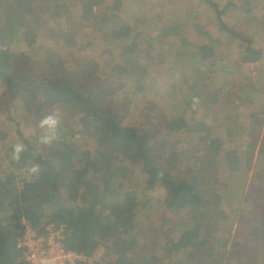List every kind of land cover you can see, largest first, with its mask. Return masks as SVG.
Wrapping results in <instances>:
<instances>
[{"label":"rangeland","instance_id":"374dc122","mask_svg":"<svg viewBox=\"0 0 264 264\" xmlns=\"http://www.w3.org/2000/svg\"><path fill=\"white\" fill-rule=\"evenodd\" d=\"M213 1L224 5L222 0ZM232 1L233 6L224 18L235 29L252 38L254 46L263 49L261 58L264 62V0H250L252 8L249 11L245 9L247 5L242 7L241 0ZM66 2L69 4L71 25L67 26L66 20L61 18L60 23L54 22L50 28H40L45 34L52 35L51 39L44 35H21L0 45V50L10 49L14 57L17 56V61L10 67L17 69L19 66L20 70H25L26 66L18 63L25 57V61L41 64L45 61L41 48L48 50L49 54L52 51L61 52L68 66L73 64L70 58L65 61L67 57L95 60L98 75L104 81L94 83L96 94L101 93L100 105L116 107L124 125L152 129L159 145L164 143L162 156L172 160L174 170L182 173L183 177L195 178L198 190L208 200L207 207L167 209L163 206L165 189L161 185L147 190L145 194V175L139 163L127 161L109 168L105 174L108 190H133L141 199L140 207L135 210L136 231L141 244L137 254L153 264H199L197 261L211 260L212 254L222 258V264H264V235H259L263 226L261 222L264 221V63H244L242 51L246 41L241 39L227 43L228 37L224 34L219 41L226 43L218 47L219 57L212 69L196 62L189 52L178 56L177 52L184 50L189 38L194 44L205 40L201 32L205 27L215 37L221 34L215 9L205 0ZM92 19L96 23L91 27ZM141 21L145 22V26L142 33L137 34V44H130L136 34L123 35L121 28L135 31ZM156 21L167 28L178 26L181 34H171L167 37L168 42L161 44L160 31H155L150 24ZM73 31L77 35V32L81 33L78 42L75 45L65 43ZM149 36L154 37L153 46L147 42ZM183 36L184 40L181 39ZM125 46L133 56V65H138L137 58L146 62L144 53L150 49L154 61L147 62L146 69L141 66L133 72V77L140 79L137 83L130 82L129 88H124L128 93L117 90L114 95L106 97L103 87L112 90L118 84L106 75L107 72L110 69L119 72L124 68V74L127 70L120 54V49ZM198 68L206 69L199 71ZM259 68L261 75L257 73ZM125 79L123 81L128 84V77ZM4 91L6 88L0 80V93ZM193 97L200 99L196 108L192 106ZM15 102L11 104L9 114L0 105V132H6L5 137L9 138L16 127L15 120L19 118L24 132L32 129L42 133L32 122L26 125L28 117H25L21 106L23 101ZM48 109V112L56 110L60 113L65 135L72 136L77 145L98 157L104 152V148L97 143L95 126L90 123L86 130L76 109L68 104H56ZM253 111L262 112L259 115L261 121L259 116L255 118L251 115ZM178 115L188 116L191 121L198 120L194 125L195 132H170L165 127L164 117ZM65 135L61 136L60 131V137ZM36 137L39 136H31L32 141L37 140ZM214 140L219 142L221 151L214 168L206 172L207 169L200 168L201 160ZM17 142L16 138L7 141V147H4L0 139L1 170L23 173L17 163H12L9 157L4 158L7 154L11 156L12 149L9 152L8 148ZM164 162L165 159L160 160L159 164ZM98 166L96 171L100 170ZM94 175L100 176L95 171ZM98 189L91 187L90 194L98 196ZM104 199L110 203L114 201V196L106 193ZM99 208L104 211L101 206ZM150 228L154 229L152 234ZM195 230L200 232V240L205 242L204 251L192 250L187 245L171 252L174 241L182 233ZM216 239L220 242L214 244ZM209 245H213L212 251L207 249ZM104 254V247L99 246L94 255L99 259Z\"/></svg>","mask_w":264,"mask_h":264},{"label":"trees","instance_id":"16d2710c","mask_svg":"<svg viewBox=\"0 0 264 264\" xmlns=\"http://www.w3.org/2000/svg\"><path fill=\"white\" fill-rule=\"evenodd\" d=\"M205 1L215 9L218 27L227 35L230 43L241 39L246 41L247 45L242 51L243 61L253 62L260 59L263 49L254 46L252 38L242 34L224 18V15L232 8L233 1L228 0L223 6L213 0ZM241 2L242 7L247 5L245 7L247 11L252 8L250 0H241ZM69 12V4L66 0H0V45L7 44V41L9 43L16 36L21 35H44L51 39L53 36L45 34L40 28L43 26L50 28L52 23H60L61 18L66 20L67 26H70L72 18ZM95 23L96 20L92 19L89 25L92 27ZM150 24L155 31H160L161 44H166L167 37L171 34L180 35L178 26L167 28L157 21ZM144 26L145 22L141 21L136 28L137 31L121 28V34L127 33L126 35L132 36L135 33L136 36L129 43L136 45L138 35L142 33ZM77 33L79 37L73 31L71 36L66 38L65 43L75 45L81 36V33ZM206 36L209 38L207 43L194 44L190 39L186 41L184 50L177 52L178 56L189 52L195 58H208L212 63L217 47L207 30ZM153 38V36L148 37L147 42L150 45ZM184 38L185 36L181 39L184 40ZM41 49L45 57V61L41 64L31 63L25 61L27 57L25 59L20 57L22 61L18 63L23 67L26 66V69L20 70L17 66L20 72L15 75L17 85L13 91H11V77L0 71L1 83L6 88V91L0 93V105H3L6 109L5 113L9 114L11 104H15V100L23 101L21 106L25 111V117H28L26 125L32 122L35 127L38 121L49 113L50 106L68 104L76 109L79 120L86 125L84 126L86 130L90 123L95 126L97 143L104 148V152L98 157L90 150L83 149L76 144L72 136L65 135L62 125L61 136L65 135V137H59V140L50 147L44 146L41 155L33 158V152L38 145L37 140L32 141L31 136H39L41 131L29 129L28 132H24L20 123L21 119L18 118L15 120L16 127L9 137L10 140L5 137L6 132H0L4 147H7V141H14L16 138L19 142H23L27 149L19 163L8 154L4 157H9L12 163H17L23 173L3 171L0 165V264H29L23 259L16 245L17 238L21 234L22 217L40 232L45 231V226L49 222L64 223L69 232L66 238L68 248L86 255L93 256L97 248L103 246L104 256L91 264H104L109 261L111 264H153L146 257L142 259L137 254L141 244L138 240L139 232L136 231L138 224L135 220V210L140 207V196L133 190L124 192L108 190L105 180L106 171L114 165L127 161L139 163L145 175V194L147 190L161 185L165 189L163 206L167 209L207 207L208 200L198 190L195 178L183 177L182 173L174 170L173 161L162 156L164 143L159 145L152 129L124 125L116 107L100 105L101 93L96 94L94 83L104 81L98 75L95 60L77 56L67 57L65 61L70 58L73 64L68 66L64 63L61 52L52 51L49 54L48 50ZM120 50L127 70L124 74H122L124 68L119 72L113 69L107 72L106 75L118 84H115L112 90L106 86L103 87V94L106 97L114 95L118 92L117 90L125 91L124 88L131 86L130 82L137 83L140 78H134L133 72L141 69V66L144 69L147 62L154 61L152 49L144 53L146 62L139 58L135 59L138 65H133V56L126 50V46ZM0 52L8 66L17 61V56L14 57L10 49H1ZM126 77L129 79L128 84L123 81ZM125 93L128 92L125 91ZM151 108L154 107L151 105ZM261 114L262 112L256 111L251 113L255 118ZM164 118L165 127L170 132L190 133L192 130L195 132L194 125L198 123V120L191 121L185 115ZM259 120L261 121V117ZM33 133L34 135L29 136ZM218 143L216 140L212 141L202 156L200 168L207 169L206 172L211 171L218 162L216 159L221 151ZM11 149L12 147H9L8 151L10 152ZM163 159L166 162L160 165L159 161ZM32 163L40 164L41 172L37 178L29 180L26 178L24 169ZM97 166L100 168L98 171L95 170ZM94 171L98 172V175L103 174L96 176ZM95 177H98V181H95ZM93 186L99 187L98 196L90 194V188ZM106 193L114 196L113 202L109 203L104 199ZM100 206L104 211L99 208ZM261 223L263 226L260 228L259 235H264V221ZM153 230L149 229L150 234ZM199 233L198 230L182 233L174 241L171 252L179 251L187 245H190L192 250L204 251L205 242L200 240ZM207 235L209 236V233ZM219 242V239H216L214 244ZM207 249L212 251L213 245H209ZM197 262L222 264V258L212 254L211 260L204 259Z\"/></svg>","mask_w":264,"mask_h":264},{"label":"built area","instance_id":"2783aa9c","mask_svg":"<svg viewBox=\"0 0 264 264\" xmlns=\"http://www.w3.org/2000/svg\"><path fill=\"white\" fill-rule=\"evenodd\" d=\"M21 227L16 245L29 264H91L97 260L95 255L87 256L68 248L69 232L64 223L49 222L45 231L40 232L22 217Z\"/></svg>","mask_w":264,"mask_h":264},{"label":"clouds","instance_id":"9594fccd","mask_svg":"<svg viewBox=\"0 0 264 264\" xmlns=\"http://www.w3.org/2000/svg\"><path fill=\"white\" fill-rule=\"evenodd\" d=\"M193 108H196L199 103V97L192 98ZM62 117L60 113L56 110L51 111L45 114L39 121L38 127L42 130L41 135L37 138L38 147L33 152V158L36 156H40L43 151L44 146H52L54 142L59 140L60 137V129H61ZM26 145L23 142H17L12 145V153L11 158L20 162L22 159V154L26 151ZM26 173V178L29 180L35 179L39 176L41 172V166L38 163H32L24 169Z\"/></svg>","mask_w":264,"mask_h":264},{"label":"crops","instance_id":"0c3cea01","mask_svg":"<svg viewBox=\"0 0 264 264\" xmlns=\"http://www.w3.org/2000/svg\"><path fill=\"white\" fill-rule=\"evenodd\" d=\"M223 1V3L222 4H225L226 2H227V0H222ZM207 29H209L208 27L206 28H204V30L203 31H201L202 33H203V37H202V39H205L204 41H202L201 43H207V42H209V38L206 36V30ZM207 31H209V30H207ZM221 32V31H220ZM180 34H181V32H179ZM210 34H211V36L213 37V39H214V41H215V43H216V47L218 48H220V47H223L222 46V44H225L226 43V41H219V40H222V38H221V36L224 34V35H226L225 33H223V32H221V34L219 35V36H217V37H215V35L214 34H212L211 32H210ZM186 35H189V34H187L186 33ZM227 36V35H226ZM190 39V41H192V43H194V41L192 40V38H189ZM228 40V39H227ZM227 43H229V40H228V42ZM216 48V49H217ZM219 48L217 49V53H216V55H215V57H214V59L212 60V63H211V60L210 59H208V58H206V59H201V58H195V57H193L192 56V54H191V58L192 59H195V61L196 62H199L200 64H204V65H207V66H209V69H212L213 67H211V66H216V59H217V56L219 57V53H218V50H219ZM238 60H239V58H238ZM208 62V63H207ZM244 63H253V64H257V65H261V63H264V62H262V58H260V59H258V60H256V61H253V62H244ZM207 68V67H206ZM206 68H198L199 69V71H203V70H205ZM261 68V67H260ZM260 68L257 70V73H259V70H260ZM257 73H254L253 75H255V74H257ZM260 74V73H259ZM261 75V74H260ZM254 77V76H253Z\"/></svg>","mask_w":264,"mask_h":264},{"label":"water","instance_id":"95a60500","mask_svg":"<svg viewBox=\"0 0 264 264\" xmlns=\"http://www.w3.org/2000/svg\"><path fill=\"white\" fill-rule=\"evenodd\" d=\"M0 71L11 77L12 79L11 91H13L17 85V79L15 75H17L19 71L16 68L10 67L6 64L1 52H0Z\"/></svg>","mask_w":264,"mask_h":264}]
</instances>
